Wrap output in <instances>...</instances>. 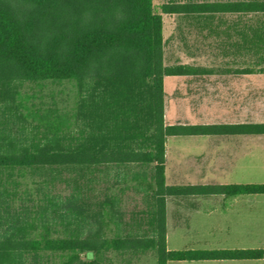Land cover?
<instances>
[{"label":"trees","instance_id":"trees-1","mask_svg":"<svg viewBox=\"0 0 264 264\" xmlns=\"http://www.w3.org/2000/svg\"><path fill=\"white\" fill-rule=\"evenodd\" d=\"M162 14L210 27L223 15L243 18L239 47L264 62V0L158 9L153 0H0V109L20 120L16 133L0 131V264H102L107 252L149 251L156 264L264 259V248L166 247L168 197L264 195V183L167 186V138L264 136V123L165 124L163 79L195 70L163 64ZM47 84L70 86L69 106H27L33 95L25 88ZM130 166L144 168L128 179L148 193L149 235L94 232L83 190L55 192L62 171L83 177L119 169L124 184Z\"/></svg>","mask_w":264,"mask_h":264},{"label":"rangeland","instance_id":"rangeland-1","mask_svg":"<svg viewBox=\"0 0 264 264\" xmlns=\"http://www.w3.org/2000/svg\"><path fill=\"white\" fill-rule=\"evenodd\" d=\"M228 0H153L158 9L165 3L215 2ZM232 1V0H231ZM163 64L165 66L187 65L195 70L193 79H174L166 77L165 87V123H264V74L258 73L264 68L260 55L247 53L239 46L242 39L239 32L243 30V18L234 15H223V20H215L210 25H203L180 15L162 14ZM236 24V28L229 27ZM241 24V25H240ZM218 26V27H217ZM215 27V28H214ZM247 68L253 74H240ZM205 78V79H204ZM194 80L196 82H188ZM71 87L67 85L47 84L43 87L28 85L25 91L32 96L27 106L41 107L56 104L57 108L69 106ZM192 92L183 101L197 106L189 109L176 107L175 102L182 92ZM206 92V94L204 93ZM238 102V110L232 108ZM207 104V107H203ZM202 105V106H199ZM193 106V105H192ZM206 109V110H205ZM14 111L9 113L0 109V131L5 129L16 133L19 119ZM19 120V121H18ZM186 146L185 151H192L190 165L196 172H190L189 183L216 184H261L264 183V136L236 137H172L168 145L178 141ZM172 144V145H171ZM126 179L131 174L126 171ZM61 180L57 182L55 192L67 195L72 190H83L86 215L94 232H105L106 235L118 236L149 235L147 210L148 193L144 195L134 190L131 184L122 183V173H100L96 169L85 170L84 176L62 171ZM76 182H75V181ZM188 183V182H185ZM111 187V190L107 188ZM212 200L223 199V196H211ZM241 199L255 202V215L259 216L260 226L264 229V195L244 196ZM187 199V198H182ZM173 200V199H172ZM181 245L190 240H170ZM240 243V241H238ZM258 242V241H257ZM249 240L241 245H264ZM203 245L214 243L226 245V239H214L213 242L200 240ZM102 264H156L152 251L139 255H120L107 252L102 257Z\"/></svg>","mask_w":264,"mask_h":264},{"label":"crops","instance_id":"crops-1","mask_svg":"<svg viewBox=\"0 0 264 264\" xmlns=\"http://www.w3.org/2000/svg\"><path fill=\"white\" fill-rule=\"evenodd\" d=\"M193 75L188 76H173L174 79L184 81V78L193 79ZM166 78V77H165ZM164 78V79H165ZM163 79V88L165 82ZM205 79V78H204ZM188 82H196L187 80ZM164 91V89H163ZM206 94V92H204ZM165 94V92H164ZM192 92H182L178 97L181 101H176V107L183 109L193 108L197 105L183 101ZM165 98V95H164ZM202 106V105H199ZM203 107H207L204 104ZM238 102L232 107L238 110ZM166 101L164 99V122ZM206 110V109H205ZM243 123V122H242ZM166 125H209L214 123H165ZM220 124H239L238 122H227ZM186 137V136H185ZM194 138H207L211 136H187ZM172 138V137H169ZM174 145H168V138L165 142L164 154V176L165 184L167 186H185L197 185L189 183L191 176L190 172H196V168L190 165L192 151H185L179 140L173 141ZM144 168L138 166H130L126 170L129 174L133 172H142ZM120 173L121 171L116 170ZM127 181V180H126ZM132 186L134 183L132 179H128ZM127 181V182H128ZM188 182V183H185ZM204 185V184H199ZM240 197H224L220 200H212L208 197H168L165 202V223H166V247L172 251L183 250H218V249H257L264 248L261 245V240H264V229L260 226L259 216L255 215V202L241 199ZM187 198V199H182ZM173 199V200H172ZM186 239V241L178 244L175 241L173 246L170 245V240ZM214 239H226L228 244L209 245L201 244L200 240H208L213 242ZM249 240L250 242H257L252 246L241 245V242ZM240 241V243L238 242ZM175 243V244H174ZM167 264H264L263 260H209V261H170Z\"/></svg>","mask_w":264,"mask_h":264}]
</instances>
